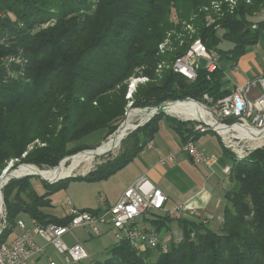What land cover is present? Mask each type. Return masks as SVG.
<instances>
[{"label":"trees","instance_id":"obj_1","mask_svg":"<svg viewBox=\"0 0 264 264\" xmlns=\"http://www.w3.org/2000/svg\"><path fill=\"white\" fill-rule=\"evenodd\" d=\"M220 1L226 0H0V177L11 161L12 169L21 163L55 169L65 158L89 149L71 144L100 130L113 133L126 114L127 81L140 68L139 75L156 77L162 54L158 46L171 30L184 36L173 45L182 46L176 54L163 53L171 61L201 40L236 66L248 47L259 42L264 20L257 16L264 11V0H238L234 9L225 3L223 16L207 23L200 11ZM49 22L55 24L44 29ZM192 25L196 34L191 36L184 29ZM222 40L233 49H219ZM10 55H20L27 63L1 61ZM9 70L24 73L14 78ZM222 75L221 66L213 73L201 68L190 83L169 69L159 83L139 87L132 112L187 98L202 100L206 94L218 100L228 95L222 92ZM163 119L183 143L199 137L191 123L158 114L127 136L132 142L121 156L86 176L47 185L45 195L32 188L33 177L12 179L2 189L6 225L0 244L23 215L43 225L67 224L68 218L42 212L50 205L48 198L72 181L96 183L122 171L153 141ZM35 142L41 144L28 152ZM225 154L234 161L218 231L181 217L182 239L170 241L166 253L156 249V263L154 250L137 251L123 239L108 258L90 264H264V148L241 161L227 149ZM151 222L160 233L172 219L163 216Z\"/></svg>","mask_w":264,"mask_h":264},{"label":"built area","instance_id":"obj_2","mask_svg":"<svg viewBox=\"0 0 264 264\" xmlns=\"http://www.w3.org/2000/svg\"><path fill=\"white\" fill-rule=\"evenodd\" d=\"M237 1L215 2L212 6L204 9L217 10L218 16L222 17L223 5L226 3L229 9H234ZM161 50L164 52L163 49ZM220 60V55L215 49H208L201 40H196L184 55L174 60L169 69L192 83L197 80L201 68H205L208 73L215 72L220 66ZM1 61L7 65L19 66L27 63V60H24L20 55L5 56L1 58ZM159 68L162 72V66ZM8 73L17 78L24 72L23 70L19 72L9 70ZM137 77L139 79L133 77L129 85L127 99L130 101L133 100L138 81H149L147 77ZM164 104L194 106L195 112L189 116L181 117L171 112H167V115L182 122L191 123L193 131L197 135L215 133L238 161L246 159L255 150L264 147V76L255 77L242 85H236L231 93L218 100H214L206 94L202 100L187 98L183 101ZM195 141V138L191 137L183 144L182 151L196 164L204 165L209 169L218 167L220 158L203 153L196 146ZM152 147L153 142L150 141L145 149ZM173 159L174 155L170 154L160 158L159 164L166 165ZM221 171L229 177L231 166H224ZM67 202L69 221L65 225L54 223L43 225L30 218L31 227H28L27 223L19 218L16 228L20 229L22 233L0 244V264H32L37 257L45 258L48 264H80L89 261L90 254L83 245L79 243L69 245L65 241L66 235L76 230H85L92 237H102L112 230L119 242L126 239L137 251L160 249L166 253L168 244L164 239H161L159 232L154 227H147L145 224L139 226L138 219L160 218L163 215L177 221L189 210L185 204L168 210L166 194L145 176L130 185L113 205H107L106 197L100 195L99 202L105 205L100 211L78 209L70 199ZM203 222L207 224V222ZM38 238L45 241L46 244L42 245L37 242ZM47 247L53 248L62 261L58 262L53 259Z\"/></svg>","mask_w":264,"mask_h":264},{"label":"crops","instance_id":"obj_3","mask_svg":"<svg viewBox=\"0 0 264 264\" xmlns=\"http://www.w3.org/2000/svg\"><path fill=\"white\" fill-rule=\"evenodd\" d=\"M262 20H264V17L260 18L259 21ZM222 69V92H227L228 94L233 91L236 85H242L255 77L264 76V34L262 37L260 36L257 45L248 47L246 54L239 59L236 66L230 63L225 70L224 68ZM152 142L153 147L151 149L144 148L135 160L122 171L106 181L94 183L99 184L98 187L94 189V198L89 194L87 195V199H85V195L83 194L81 196L84 197L78 196L75 200L72 199V204L78 209L100 211L105 207V205L99 202L100 195L106 197L107 205H113L130 185L139 178L145 176L166 194L168 197L166 208L168 210H173L180 204H185L189 207V210L183 214L182 218L196 220L198 222H203L212 218L223 219L224 208L226 206L224 195L229 188L227 185V182L229 184V179L222 173L221 169L228 165L224 160L229 156L226 157V147L221 139L215 133H207L199 135L195 141L196 146H198L203 153L215 155L220 158V165L214 169H209L204 165L194 163L192 159L182 151L184 143L180 136L171 129L166 119L159 122V130ZM170 154L174 155L173 160L169 161L166 165L159 164L160 158ZM71 183L76 184L78 182L72 181ZM71 183L66 189L61 190V196L64 198L63 200L58 198V192L48 198L50 205L41 208L44 214L59 220L68 218L67 200L70 199L68 191L70 190ZM89 192H93V189L89 188L88 193ZM41 193L40 195L42 196L45 195L47 191L45 190L44 193ZM151 219L153 220L155 218L145 217L143 219H138L137 224L139 226L145 224L147 227H153ZM211 224H213V226L209 225V227L214 229L217 224L216 220L212 221ZM27 225L31 227L30 224ZM165 228L167 231V235L164 238L165 241H172V239L175 237L177 238V236L178 241L182 239V230L178 220L171 222L169 225L165 226ZM173 232H175L177 236H173L171 234ZM21 233L22 231L20 229H15L13 238L19 236ZM82 233H86L87 237L92 238L87 231L76 230L66 235L65 241L69 245L79 243L85 247L84 242L87 240L85 241V236H83ZM108 234H113L116 239L115 244L119 242L112 230L105 235ZM37 242L42 245L46 244L45 241L39 238ZM47 250L53 259L58 262L62 261L61 257L57 255L53 248L47 247ZM89 253V261L94 262L95 260H93L92 253ZM41 261H43L44 264H48L45 258L40 257L35 258L32 264H40Z\"/></svg>","mask_w":264,"mask_h":264},{"label":"rangeland","instance_id":"obj_4","mask_svg":"<svg viewBox=\"0 0 264 264\" xmlns=\"http://www.w3.org/2000/svg\"><path fill=\"white\" fill-rule=\"evenodd\" d=\"M92 1H96V0H92ZM213 3H215V2H213ZM212 4L210 6H212ZM210 6H208V7H210ZM200 13H205V15H204L205 16V21L207 23H209V24L212 23V21L221 18V15L218 16L219 13L217 12V10L214 11L211 8H209V10L202 9L200 11ZM9 16L12 17V19H14L12 14H10ZM257 17H258V19L263 18L264 17V12H262ZM54 24H55V22H49V23L43 25V28L44 29L48 28L49 26H52ZM184 31H188V34H191V36L196 34V30H195V28H193V25L190 26V27L189 26L185 27ZM183 34H184V32H183ZM263 34H264V27H262V29L260 30V36L262 37ZM180 37H184V36L181 33H179L176 29L169 31V33L167 34L166 38L164 39V42H162V44H160L158 46L159 51L162 52L161 49H163L164 52H162V54L165 53V51H167V52H169L171 54H176L178 52V48H180L182 46L179 45L178 48L176 49L175 47H173V45L175 43L179 42L178 39ZM179 44H181V42ZM219 49L225 50V51L232 50L233 49V44L231 42L222 40V42H221V44L219 46ZM162 54L160 55L159 62L157 64V66H156L157 67V70L155 71V76L156 77L153 78V80L149 79V81L148 80H146V81L145 80L144 81L143 80L142 81H138V86H137L135 94L138 92L139 87L145 86V85H149V84H157L161 80H163L165 74L169 70V67H171V64L174 62V60L171 61V59L166 57L165 54H163V55ZM220 59H221V56H220ZM220 61H221V66H222V68H224V70L226 69L228 64L231 63V61L229 59H227V58H223ZM160 66H162V70H163L162 72H161V69L159 68ZM142 71H143V68H140V69L136 70L135 71L137 73L136 75L140 76L141 78H143L142 77L143 75H139L140 73H142ZM137 76L135 78L139 79ZM132 80L133 79L131 78V79H129L127 81L126 100L128 101V103H127V107H126V114H125V117L123 118V120H121L118 123L119 126L117 127V129L113 133H111L110 135H108V130L107 129L106 130L97 131V132L91 134L90 136H88L86 138H83L82 140L71 144L72 147H77V146H82V145L88 147L89 149L81 151L84 154V151H86V152H88L90 150L93 151L96 148H100V147L104 146V144L107 143L109 141V139L116 134L117 130L122 125H124L130 117H132L136 112H139V110H135V111L132 112V110L134 108L133 100L130 101V100L127 99V96L129 94V88H130L129 85L131 84ZM135 94H134V96H135ZM134 96H133V98H134ZM136 108L140 109V107H136ZM147 108H155V107H146L144 109H147ZM140 111H144V110H140ZM167 116H169V115H167ZM134 122L137 123V125L140 124L138 119H135ZM133 131H135V128L132 129L128 133V135L130 133H132ZM127 136H125V138ZM124 139H122L120 141V143L115 148L107 151L105 154H103L101 156L96 157L91 163H85V162L79 163V165L73 170V173H72L71 177H73V176H86V175L90 174L91 172L97 170L100 167V165L106 164V163H108L110 161L115 160L117 157L121 156V154L124 152V150L127 149V147L129 145H131V142H132L131 136H129V138L127 137L126 140L123 142ZM40 144L38 142H35L34 144L30 145L28 147V152L32 151L35 148V146L40 145ZM259 149H262V148H259ZM81 152H78L76 155H78V154H80L78 156L83 155V154H81ZM73 156H75V155H73ZM71 157H69V158H71ZM226 157H228V156H226ZM69 158H65L64 159L65 162H66L64 166H66V167L67 166L69 167V165H72L71 162L74 159V157L72 159H69ZM228 158H226L224 161L229 166H232L234 160L231 157H228ZM64 160H63V162H64ZM22 165H30L33 168L39 169V167H37L35 165H32V164H22L21 163L19 166H22ZM12 166H13V161H11L8 164L7 168H11L12 169ZM19 166L17 168H14V170L20 168ZM44 168H47V167H44ZM5 170L3 171V173L5 172ZM39 170H42V172H45V173H50V172H56L57 169H43V167H42V169H39ZM2 175H4V174H2ZM2 175H1V177H3ZM23 176H25V175H23ZM23 176H19V177H23ZM1 177H0V179H1ZM29 177H33L30 180V183H31L32 188L36 192V194H38L39 196H41L40 195V194H42L41 192L44 193L45 190L47 191V189H49V187L47 185L53 186V185H55L56 183L59 182L58 181L56 183H50V180H48V179H47V181H48L47 182V181H44V180H42L41 178H39L37 176H29ZM20 179H22V178H20ZM60 181L62 182V180H60ZM76 182H78V183L73 184V183L70 182L71 183L70 190L68 191V196H69L70 200H72V199L75 200L78 196L84 197V196H81L83 194L85 195V199H87V195H89V194L92 196V198H94V192H95L94 189L97 188L99 184L87 183V182H82V181H76ZM227 185L229 186L228 189H230V184H228V182H227ZM89 188H92L93 192H89L88 193ZM57 195H58V198L60 200L64 199L63 196H61L62 195L61 191H59ZM1 196H2V199H3V194ZM2 211L3 212H2V215L0 217V234L5 229V225H6L5 224V222H6V209H5V206H4V202H3V210ZM21 218L27 224L31 223L29 217L21 216ZM146 218H148V217H146ZM155 219H159V218H155ZM214 220H216V222H217V224H216L217 226L215 225L214 230L218 231L220 229V227H221V223H222V220H223L222 218L221 219H219V218L218 219H213V218L212 219H207V220H205V222H207L208 226L209 225L213 226V224H211V222L214 221ZM173 221H176V220H172V222ZM166 232H167L166 229H164V230H162L159 233L161 239H164L166 237V235H167ZM171 234L173 236H177V235H175V232H173ZM14 235H15V230L13 231V233L7 239L13 238ZM78 235H79V233H78ZM82 235L85 236V241L87 240L86 242H84L85 248L88 250V253L89 252L92 253L93 260H95V261H103V260H105L106 258H108L110 256V251L113 248V245L115 244V240H116L114 238L113 234H108V235H105V236H102V237H92V238L91 237H87L86 233H82ZM177 238H178V236H177ZM177 238L175 237L172 240L178 242ZM82 241H84V240H82ZM170 241L171 240H169L168 242L166 241L167 244H169ZM158 254H159V252L154 250V256L152 258V261L154 263H156V261H157ZM90 263H91L90 261H86V262H82L80 264H90ZM40 264H44L43 261H41Z\"/></svg>","mask_w":264,"mask_h":264},{"label":"bare ground","instance_id":"obj_5","mask_svg":"<svg viewBox=\"0 0 264 264\" xmlns=\"http://www.w3.org/2000/svg\"><path fill=\"white\" fill-rule=\"evenodd\" d=\"M138 110L139 112H136L132 117H130L125 124L123 123L124 125H122L119 128L118 132H116V134L112 136L109 139V141L104 144V146L97 148V150H93V151L86 152V153L84 152V154L81 153L83 154L81 156H78L80 155L78 154V155H75L76 157L72 156L71 158H69V159H72L74 157V159L71 162L72 165H69V167L64 166L66 163L64 161L62 166L55 168L57 169L56 172L45 173V172H42V170L33 168L31 166H23L15 170L10 168L7 171H5L3 173L4 175H2L3 177L0 179V217L3 212L2 210H3V202H4L1 196L3 194L2 189L12 179L20 178L19 176H23V175L25 176L39 175L44 181H47L48 179L50 180V183H54L58 180L71 176L73 173V170L79 165V163H82V162L91 163L96 157L101 156L105 154L107 151L115 148L120 143V141L124 139L125 136L128 135V133L132 129L134 128L136 129L137 123L135 122L137 120L134 122L135 119H138L139 123H143L147 119L151 118L156 112V110L151 109V108L138 109ZM140 110H144V111H140ZM167 112L168 113L171 112L181 117H186V116L193 114V112H195V107L192 105H186V104L167 105Z\"/></svg>","mask_w":264,"mask_h":264},{"label":"water","instance_id":"obj_6","mask_svg":"<svg viewBox=\"0 0 264 264\" xmlns=\"http://www.w3.org/2000/svg\"><path fill=\"white\" fill-rule=\"evenodd\" d=\"M151 109H154V110H156V112H155V114L151 117V118H149V119H147L145 122H143V123H140V124H138L137 126H136V129H138L139 127H142V126H144L145 124H147V123H149L150 121H151V119L154 117V116H156V115H158V114H165V115H167V104H162V105H159V106H157V107H155V108H151ZM135 129V130H136ZM119 130V129H118ZM118 130H117V132H118ZM94 150H97V148L96 149H94ZM91 151V150H90ZM84 152H86V151H84ZM81 153H83V152H81ZM65 161V160H64ZM63 162V161H62ZM61 162V163H62ZM60 163V164H61ZM22 166H30V165H22ZM19 167H21V166H19ZM8 169H10V168H7L6 170H8ZM5 170V171H6ZM35 176H37V177H39V178H41L39 175H35ZM24 177H27V176H24ZM71 176H69V177H67V178H70ZM2 178V177H1ZM20 178H23V177H20ZM20 178H17V179H20ZM42 179V178H41ZM64 179H66V178H64ZM43 180V179H42ZM61 180H63V179H61ZM58 181H60V180H58ZM58 181H56V182H58ZM56 182H54V183H56Z\"/></svg>","mask_w":264,"mask_h":264}]
</instances>
